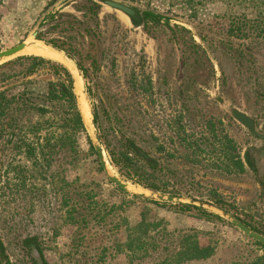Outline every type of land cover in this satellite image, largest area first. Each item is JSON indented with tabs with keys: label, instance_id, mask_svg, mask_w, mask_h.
<instances>
[{
	"label": "rangeland",
	"instance_id": "1",
	"mask_svg": "<svg viewBox=\"0 0 264 264\" xmlns=\"http://www.w3.org/2000/svg\"><path fill=\"white\" fill-rule=\"evenodd\" d=\"M67 1L0 0V52L40 42L69 59L74 69L43 57L73 74L87 126L86 133H73L59 110L34 115L31 124L19 113L20 126L1 133L0 238L8 259L1 263L0 257V264H36L26 239L37 240L48 264H129L124 221L137 223L143 211L164 221L169 233L198 232L202 242L216 245L217 253L205 264H247L264 255V248L219 215L154 205L120 189L91 150L89 133L98 132L109 167L136 193L147 190L122 176L107 149L119 158L126 146L139 147L158 166L154 175L179 194L174 196L221 200L242 221L264 228L261 186L246 163L250 153L264 178V140L231 115L233 109L245 113L264 135V39L254 31L264 3L116 0L143 14L145 24L136 29L126 16L94 0L64 6ZM146 12L156 19H147ZM23 56L42 57L25 52L0 66ZM50 80L45 70L0 82V91L8 88L14 95L33 82L44 92ZM66 136L71 138L66 149L49 150V142L55 147ZM47 153L55 154L51 176L44 174ZM231 156H241L244 172L236 171ZM137 171L135 176L153 172L144 164Z\"/></svg>",
	"mask_w": 264,
	"mask_h": 264
},
{
	"label": "trees",
	"instance_id": "2",
	"mask_svg": "<svg viewBox=\"0 0 264 264\" xmlns=\"http://www.w3.org/2000/svg\"><path fill=\"white\" fill-rule=\"evenodd\" d=\"M258 1L264 3V0ZM145 15L147 19H156V16H154L152 12H146ZM261 15H264V13ZM260 18V21H256L257 23L254 26V31L260 35V38L264 39V16ZM240 27L242 28V25H240ZM240 27H238V31ZM241 31L242 30H240V32ZM37 39L41 40L39 36ZM77 65L84 79H88V71L79 63H77ZM8 69L13 72H8ZM45 70L49 71L52 80L48 81L44 92L37 91L34 87L35 83L33 82H30L31 87H26L23 92L14 95L11 94L8 88L0 91V135L11 126L13 127V125L15 127L20 126L18 124L20 120L18 117L19 113H22L24 118L28 117V121L31 124L34 115L44 116L58 110L64 114V124L68 130H72L73 133L76 134L87 132V126L78 105V97L75 93L74 76L65 66L54 63L43 57L23 56L0 66V82L6 84L7 81L20 76L34 77ZM13 112L17 117L12 116ZM96 120H98V115L95 113V122ZM213 133L214 137H221L220 139L218 138L221 141L226 139L225 136L222 137V135L216 133V131H213ZM13 139L14 135L10 136L8 143L13 142ZM70 140L71 138L69 136L63 137V139L59 140V145L57 142L55 147L51 146L49 142V150L52 152V148L59 149V151L66 149ZM91 150L96 155L93 146ZM107 151L111 157L112 164L116 168H119L123 177L135 182L148 191L179 195L169 190V188L163 184L162 176L154 175L155 171L158 170V166L138 156L131 149V146H126V151L121 153L119 158H116L111 150L107 149ZM48 153L45 154L43 160L46 163L47 169L44 174L51 176L55 154L49 155ZM230 158L236 171L240 173L245 171V164L241 156L237 158L231 156ZM260 160L261 157L259 156L258 161L260 162ZM258 161L256 160L257 163H259ZM246 163L256 175L258 184L261 186V197L264 200V178L260 176L262 168L254 164L250 158V153L246 155ZM140 164H144L153 171L150 176H135L138 173V165ZM210 201H213L218 206L225 207L221 200L213 199ZM147 203L158 206L164 205L158 202L147 201ZM179 207L184 211L196 210L209 217L220 219L219 216L203 209L188 205H179ZM70 217H72L71 214ZM242 222L253 231L264 236V228H258L247 222ZM124 223L126 225L125 251L129 264H136L137 262L138 264H142V262L146 264L147 260L148 263L152 262L151 264H205L217 253L216 245L207 241L202 242L201 235L198 232H182L176 236L167 231L164 221L151 219L144 211L141 213V218L137 223L131 224L128 220H125ZM23 244L31 254L34 255L36 264H48L43 256L42 250L37 245L36 239H26ZM256 244L264 248V245L258 242H256ZM0 257L2 260L1 263L8 259L6 246L1 238ZM247 264H264V255L256 256Z\"/></svg>",
	"mask_w": 264,
	"mask_h": 264
},
{
	"label": "water",
	"instance_id": "3",
	"mask_svg": "<svg viewBox=\"0 0 264 264\" xmlns=\"http://www.w3.org/2000/svg\"><path fill=\"white\" fill-rule=\"evenodd\" d=\"M75 0H68L65 2L64 6L73 2ZM98 4L110 8L116 12H119L126 16L129 21L131 22L133 28H141L145 24V19L142 13H140L138 10L132 8L129 5H126L122 2L116 1V0H94ZM39 36L38 33L34 34V38L37 39ZM38 40V39H37ZM46 46H49L47 44H44ZM29 47L28 43H23L17 47H14L10 50L2 51L0 52V63H2L5 60L11 59L13 57H17L21 55L22 53H25L27 48ZM50 47V46H49ZM85 96L87 94L83 92ZM218 101L223 103V101L218 98ZM88 110L90 112V117L93 121L94 119V112L92 109V106L90 103H88ZM232 117L244 128H246L253 137L264 140V135L261 134L257 128V123L255 120L251 119L249 116H247L245 113L233 109L231 111ZM94 127V124H92ZM89 133L91 135L92 139V145L94 147V150L96 152V155L99 159V162L104 169L105 174L107 177L120 189L125 191L126 193L132 194L138 198L144 199L148 202H158V203H169V204H176V205H188L192 207H196L199 209L207 210L211 213H214L216 215H219L220 217L226 219L228 222H230L232 225H234L238 230H240L243 234L248 236L249 238L253 239L255 242H258L262 245H264V236L253 231L249 227H247L237 216L226 210L225 208L218 206L214 203H210L207 201H201V200H194V199H185L179 196L164 194V193H158V192H152V191H145L141 193H136L134 190L130 189V184L126 181H124L122 178H120L117 174L114 173V171L109 167V162L107 161V158L105 156V149L104 145L102 143L101 137L98 134V132L95 129H90ZM133 151L147 160L148 162H153V159L145 153L143 150H141L139 147L132 145L131 146Z\"/></svg>",
	"mask_w": 264,
	"mask_h": 264
},
{
	"label": "bare ground",
	"instance_id": "4",
	"mask_svg": "<svg viewBox=\"0 0 264 264\" xmlns=\"http://www.w3.org/2000/svg\"><path fill=\"white\" fill-rule=\"evenodd\" d=\"M26 53H28V54H36V55H39V56H42V57L59 60V61L64 62L65 64H67L69 67H71L73 69L75 68L74 64L69 59H67L65 56H63L62 54H60L56 50L52 49L51 47L46 46L44 44H41L40 42H38V44L35 45L32 48L28 47L27 50H26ZM75 73L77 74L76 70H75ZM79 84H80V79L79 80L77 79L76 80V85H79ZM131 188L133 190L136 189V187H130V189Z\"/></svg>",
	"mask_w": 264,
	"mask_h": 264
},
{
	"label": "flooded vegetation",
	"instance_id": "5",
	"mask_svg": "<svg viewBox=\"0 0 264 264\" xmlns=\"http://www.w3.org/2000/svg\"><path fill=\"white\" fill-rule=\"evenodd\" d=\"M75 80V79H74Z\"/></svg>",
	"mask_w": 264,
	"mask_h": 264
}]
</instances>
